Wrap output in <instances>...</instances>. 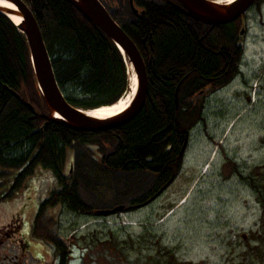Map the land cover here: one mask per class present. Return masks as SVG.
I'll use <instances>...</instances> for the list:
<instances>
[{
	"label": "trees",
	"instance_id": "1",
	"mask_svg": "<svg viewBox=\"0 0 264 264\" xmlns=\"http://www.w3.org/2000/svg\"><path fill=\"white\" fill-rule=\"evenodd\" d=\"M22 1L36 20L55 81L70 105L85 110L109 106L128 92L124 57L68 0ZM106 1L100 0L136 46L147 75L141 111L127 124L107 132H76L39 116L46 109L35 87L25 38L0 14V190L19 187L37 167L48 169L60 187L40 209L59 205L76 215L102 217L96 215L101 210L81 199L74 177L64 174L67 151H74L76 145L85 149L88 143H97L92 140L95 137L103 139L108 149L97 156L103 169L154 177L143 194L129 201L136 207L144 205L181 170L190 131L202 120L198 92L221 85L219 81L236 64L229 26L217 31L210 27L200 34L174 0H128L126 19L117 4L109 10Z\"/></svg>",
	"mask_w": 264,
	"mask_h": 264
},
{
	"label": "rangeland",
	"instance_id": "2",
	"mask_svg": "<svg viewBox=\"0 0 264 264\" xmlns=\"http://www.w3.org/2000/svg\"><path fill=\"white\" fill-rule=\"evenodd\" d=\"M106 3L109 10L117 4L123 19L130 16L128 0ZM187 22L200 34L207 29L199 23ZM259 34L258 24L249 25L243 61L247 68L262 63L264 44ZM252 36H256L253 41ZM240 88L234 81L208 94L203 121L190 131L179 174L158 197L140 207L130 205L129 201L153 184L152 175L103 169L97 156L108 149L101 138H92L97 143H88L85 149L76 145L74 151H67L64 174L69 173L77 181L78 192L86 204L96 211L116 206L127 208L93 218L76 215L64 206L48 208L46 213L52 209L54 214L62 209L58 215L59 228L67 237L74 231L70 248L72 252L82 250V264H163L168 258H175L177 264H224L221 257L227 254V243L233 233L259 230L264 224V147L257 148L252 140L258 134L262 108L255 107L250 117L244 113L235 119L246 107ZM231 158L258 166L250 170V175L260 190V200L250 195L251 191L238 177L228 175L223 163ZM59 187L50 170L37 167L25 180V187L17 185L11 195L19 211L31 212L33 216L50 192Z\"/></svg>",
	"mask_w": 264,
	"mask_h": 264
},
{
	"label": "flooded vegetation",
	"instance_id": "3",
	"mask_svg": "<svg viewBox=\"0 0 264 264\" xmlns=\"http://www.w3.org/2000/svg\"><path fill=\"white\" fill-rule=\"evenodd\" d=\"M263 6L264 0H254L251 7L232 23L213 26L216 31L225 26L232 28L234 47L237 50L236 64L233 66V70H229L228 74L230 76L227 74L225 80L219 81L218 84L223 82L221 85L207 86L198 92V98L203 102V114L204 100L208 94L222 90L236 81L241 87L239 93L244 95L243 100L246 107L237 114L235 119L244 113L250 117L251 113L255 111V107L262 108L260 121L256 129L258 134L252 140L257 148L264 147V50L262 51V63L258 67L247 68V64H243V61L245 48L248 44L247 40L249 39V25L258 24L260 29L259 38L264 44ZM255 37L252 36L251 40L253 41ZM243 68L246 70H243ZM201 121H203V115ZM249 133L247 132L246 135H250ZM187 144L188 141L183 152ZM226 161L227 163H223V166L226 168L228 175L238 177L241 183L251 191L250 195L256 200H260V190H257L256 182L250 175V170L252 168L257 169L258 166L246 165L244 162L236 161L235 158L226 159ZM21 185L25 187V183ZM12 189L13 186L7 188V190H0V264H82L83 253L80 252V258L76 262L70 248L72 246L71 242L75 239L74 231H71L67 237L63 230L59 228L58 215L62 209L59 208L54 214L52 209L46 213L48 208L40 209L38 207L36 213L30 216L32 215L31 212L18 210L16 199L11 195ZM161 192L162 190L158 191L149 200L156 195L158 197ZM46 199L43 201H46ZM9 208L13 209L9 210ZM5 211L9 212L6 216H4ZM53 230L54 234L51 233ZM244 233H233L231 240L227 243L229 245L227 254L221 257L222 263L264 264V224L257 231L251 232L248 230ZM163 264L177 263L175 258H168V261H163Z\"/></svg>",
	"mask_w": 264,
	"mask_h": 264
},
{
	"label": "water",
	"instance_id": "4",
	"mask_svg": "<svg viewBox=\"0 0 264 264\" xmlns=\"http://www.w3.org/2000/svg\"><path fill=\"white\" fill-rule=\"evenodd\" d=\"M68 1L86 20L101 30L115 44L126 62L128 82L130 80L129 67L134 74L135 88L131 99L125 110L117 115L98 118L89 114L90 110L74 107L67 102L55 81L40 29L32 12L22 0H0V14L4 15L25 38L35 87L46 109V112L40 113L39 116L46 121H53L76 132L112 131L134 119L145 103L147 75L144 62L134 43L112 19L100 0ZM253 1L233 0L227 3L216 0H174L175 6L189 21L199 23L207 28L232 23L251 7ZM2 2L12 8L1 4ZM131 8L133 15L137 16V10L132 5ZM12 16H17L19 22L15 23ZM129 90L128 85V92ZM12 95L20 99L17 93L12 92ZM24 104L32 109L31 105ZM122 210L123 206H117L97 211L96 215L107 216Z\"/></svg>",
	"mask_w": 264,
	"mask_h": 264
},
{
	"label": "bare ground",
	"instance_id": "5",
	"mask_svg": "<svg viewBox=\"0 0 264 264\" xmlns=\"http://www.w3.org/2000/svg\"><path fill=\"white\" fill-rule=\"evenodd\" d=\"M218 2H232L233 0H216ZM4 4L6 6L11 7L10 5L6 4V3H1ZM12 8V7H11ZM13 19V21L15 23L19 22V18L17 16H12L11 17ZM129 92L126 93L124 96H122L117 102H115L112 105L109 106H102L99 108H95L93 110H90L88 113L91 114L92 116L98 117V118H103V117H109V116H113V115H117L120 112H122L123 110H125L126 106L128 105L131 96H132V92L134 91L135 88V77L134 74L131 72V69L129 67Z\"/></svg>",
	"mask_w": 264,
	"mask_h": 264
}]
</instances>
